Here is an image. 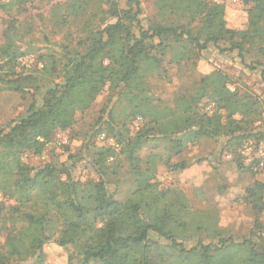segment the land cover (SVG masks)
I'll return each mask as SVG.
<instances>
[{
    "label": "trees",
    "instance_id": "trees-1",
    "mask_svg": "<svg viewBox=\"0 0 264 264\" xmlns=\"http://www.w3.org/2000/svg\"><path fill=\"white\" fill-rule=\"evenodd\" d=\"M27 1L0 0V10L9 13L16 6L21 14ZM154 2L158 11L169 10L176 19L143 25L140 0H127L125 7L115 0L57 3L56 12L64 9L73 17L83 15L87 33L75 45H62L60 51H40L37 61L42 67L33 69L17 68L19 59L32 48L25 39L31 29L23 30L24 19L9 20L0 44V92L30 93L33 98L24 115L0 129V192L13 199L9 205L0 201V221L6 230L0 264H45L44 249L49 245L66 251L67 264L75 260L76 264H264V225L257 219L248 235L235 238L215 226L213 218L196 216L197 211L184 201L167 200L146 178L130 196L118 199V183L110 178L106 165L113 153L109 146L94 147L90 163L97 178L93 180L74 179L76 157L72 155L69 163L60 166L46 163L34 168L21 160L26 151L41 153L55 130L73 126L76 113L89 109L104 89L109 91L107 105L100 110L92 135L114 132V95L118 100H137L139 106L150 105L149 122L159 123L164 115L152 106L155 97L150 93V78L167 74L162 58L173 47L182 49L175 57L180 64L184 54L192 53L198 59L208 43L223 41L228 47L221 51L236 50L239 55L249 53L253 45L262 57L256 62L264 72V0H241L245 21L238 28L228 26L223 4ZM197 91L200 96L208 94L225 111L224 119L220 113L197 111L187 94L182 95L179 116L174 113L172 119L187 131L189 140L217 138L210 154L215 166L223 151H235L245 139L263 136L252 125L261 113L259 97L231 92L220 71L204 74ZM234 114L241 118L235 119ZM245 118L250 119L244 123ZM136 144L128 149L134 164L138 162L133 154ZM173 146L179 150L182 143L176 139ZM234 162L239 171L252 170L239 155ZM185 165L182 160L168 168L179 171ZM246 193L258 213L264 207V182L255 181ZM189 236L195 238L193 246L182 242Z\"/></svg>",
    "mask_w": 264,
    "mask_h": 264
},
{
    "label": "rangeland",
    "instance_id": "rangeland-1",
    "mask_svg": "<svg viewBox=\"0 0 264 264\" xmlns=\"http://www.w3.org/2000/svg\"><path fill=\"white\" fill-rule=\"evenodd\" d=\"M70 0H28L26 11L19 14L17 7L7 13L0 10V44L4 41V32L9 20L14 17L18 21L24 19L23 30L31 29L26 35L31 42V50L25 57L20 58V66L33 69L41 68L42 62L37 61V55L45 49L60 51L64 44L75 45L87 33L83 30L85 17H73L64 9L56 12L57 3H68ZM119 6L125 7L127 0H115ZM155 0H140L141 14L139 18L143 25L148 22L169 21L176 19L169 10L158 11ZM225 6L226 20L229 27H242L245 13L241 0H205ZM93 7V6H92ZM65 20L60 24L59 20ZM250 45H246L248 47ZM248 53L238 54L236 50H224L228 47L225 42L218 45L208 43L197 59L192 53L184 54L183 62L177 64L175 57L181 53L180 46L167 50L162 58L167 74L158 78L155 74L150 78V93L154 98L152 106L158 108L164 115L159 123L149 122L150 105H140L139 101H130L122 97L118 100L113 96L112 117L115 122L113 133L102 131L92 135L97 127L96 121L101 115L100 110L107 105L109 91L104 89L95 99L91 107L79 111L75 115V123L66 130L57 129L39 154L26 151L21 153V160L37 168L46 163L60 166L69 163V155L76 157L72 175L75 180L86 181L96 179V173L91 167L94 157V147L109 146L112 155L106 160L109 176L118 183L117 198L123 200L130 196L144 180L156 185V190L165 193L169 201L182 200L189 209L197 211L196 216L213 218L215 226L226 230L235 238L248 235L254 220L264 225V207L253 209L255 204L249 198L246 189L255 181L264 182V155L259 152L264 142V72L256 60H262L256 47L251 45ZM220 71L227 77V87L239 95L252 94L262 100L259 116L253 121L256 130L263 132L261 138L249 137L242 141L235 151L225 150L219 158V163L210 160V154L218 143L217 138L203 137L198 140L187 139V131L177 120L172 119L180 111L183 103L182 95L192 98V105L201 113L207 115L221 114L224 119L225 111L220 109L208 94L200 96L197 91L200 79L204 74ZM36 97V96H35ZM33 96L30 93L20 94L10 90L0 92V129L24 115ZM116 99V100H115ZM137 113L132 114V109ZM110 107V106H109ZM108 107V109H109ZM145 115H142V113ZM106 113L102 114L105 117ZM179 116V114H178ZM240 119L239 114H234ZM250 118L243 119L244 123ZM106 127V125L104 126ZM168 129L171 133L164 134ZM104 135V138L101 136ZM111 138L112 142L109 141ZM179 139L182 143L176 149L173 143ZM110 143H115L111 145ZM132 143L137 164L128 157V149ZM239 155L243 164L251 166V171H239L234 157ZM185 160L186 165L179 171H172L168 164ZM264 198V193L262 199ZM5 205L13 203V199L4 198L0 192V201ZM264 203V201L262 200ZM192 218L191 216L188 218ZM257 230V229H256ZM192 233L193 230H190ZM262 233V232H261ZM260 233V235H262ZM6 239V230L0 221V251ZM204 239H207L204 237ZM209 239V238H208ZM207 239V240H208ZM187 246H193L195 238L189 236L182 241ZM45 264H67L66 251L60 247L49 245L45 247ZM76 264V260L73 262Z\"/></svg>",
    "mask_w": 264,
    "mask_h": 264
},
{
    "label": "built area",
    "instance_id": "built-area-1",
    "mask_svg": "<svg viewBox=\"0 0 264 264\" xmlns=\"http://www.w3.org/2000/svg\"><path fill=\"white\" fill-rule=\"evenodd\" d=\"M101 138H104V135L101 136ZM110 142H112L111 138L109 139ZM111 145H115V143H110ZM259 152L264 155V142L259 147ZM264 201V198L262 199Z\"/></svg>",
    "mask_w": 264,
    "mask_h": 264
}]
</instances>
